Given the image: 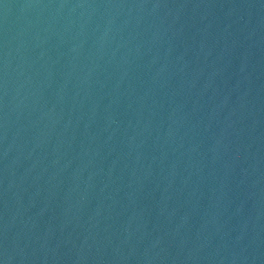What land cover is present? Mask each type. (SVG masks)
Segmentation results:
<instances>
[{
    "label": "water",
    "instance_id": "1",
    "mask_svg": "<svg viewBox=\"0 0 264 264\" xmlns=\"http://www.w3.org/2000/svg\"><path fill=\"white\" fill-rule=\"evenodd\" d=\"M0 264H264V0H0Z\"/></svg>",
    "mask_w": 264,
    "mask_h": 264
}]
</instances>
